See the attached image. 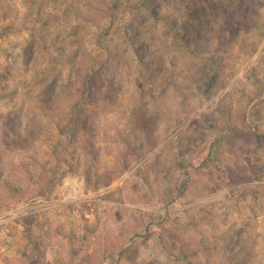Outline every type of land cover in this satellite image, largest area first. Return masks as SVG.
Wrapping results in <instances>:
<instances>
[{
  "label": "rangeland",
  "instance_id": "obj_1",
  "mask_svg": "<svg viewBox=\"0 0 264 264\" xmlns=\"http://www.w3.org/2000/svg\"><path fill=\"white\" fill-rule=\"evenodd\" d=\"M11 211L0 264H264V0H0Z\"/></svg>",
  "mask_w": 264,
  "mask_h": 264
},
{
  "label": "built area",
  "instance_id": "obj_2",
  "mask_svg": "<svg viewBox=\"0 0 264 264\" xmlns=\"http://www.w3.org/2000/svg\"><path fill=\"white\" fill-rule=\"evenodd\" d=\"M79 184L80 183H78V181L76 179L74 180V179L68 178L67 181L65 182V187L66 188L67 187H71L75 191V188L77 189L78 186H79ZM63 202L65 203L64 206L71 205L72 207H74V209L71 212H69V215L70 214L73 215L72 217L79 216V213H80V211H81L82 206H83L84 203H86L87 206L92 207V204L91 203H89L87 200H82L81 198H79L78 196H76V194L73 195V196H71V194H70L69 195V198H65L63 200ZM117 207L118 206H117L116 203H112L109 206L110 209H112V208L116 209ZM90 210L92 212L94 211L93 208L90 209ZM12 219H14L13 211H11V212H5V213H1L0 214V232H2V231L3 232L4 231L8 232L9 231L6 227H3V225L6 222V220H12Z\"/></svg>",
  "mask_w": 264,
  "mask_h": 264
},
{
  "label": "trees",
  "instance_id": "obj_3",
  "mask_svg": "<svg viewBox=\"0 0 264 264\" xmlns=\"http://www.w3.org/2000/svg\"><path fill=\"white\" fill-rule=\"evenodd\" d=\"M116 1V0H115ZM196 13H197V11H196Z\"/></svg>",
  "mask_w": 264,
  "mask_h": 264
}]
</instances>
